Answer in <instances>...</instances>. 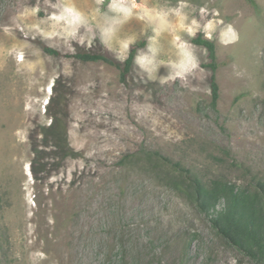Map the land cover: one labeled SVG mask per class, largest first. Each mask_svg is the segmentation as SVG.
Here are the masks:
<instances>
[{
	"label": "rangeland",
	"instance_id": "374dc122",
	"mask_svg": "<svg viewBox=\"0 0 264 264\" xmlns=\"http://www.w3.org/2000/svg\"><path fill=\"white\" fill-rule=\"evenodd\" d=\"M254 1L0 0V264H256L146 155L205 182H264ZM200 31L220 64L216 110L206 50L188 41ZM144 39L125 80L76 57L122 64ZM56 115L74 156L47 135Z\"/></svg>",
	"mask_w": 264,
	"mask_h": 264
},
{
	"label": "trees",
	"instance_id": "16d2710c",
	"mask_svg": "<svg viewBox=\"0 0 264 264\" xmlns=\"http://www.w3.org/2000/svg\"><path fill=\"white\" fill-rule=\"evenodd\" d=\"M256 5L254 0H247ZM188 41L203 47L206 50L205 62L200 66L211 72L210 92L211 106L217 109L220 98V89L217 82V71L220 66L216 54V45L213 39H208L200 31L188 38ZM144 39L129 46L128 56L121 64L107 55H97L79 52L76 57L83 61H103L121 69L122 79L125 80L131 71L140 49L146 47ZM44 51L53 56L60 53L52 48L44 47ZM64 117L53 116L52 123L46 129L48 136L63 150L65 156H74L75 152L67 143V124ZM148 158L156 157L169 168L164 177L175 189L181 192L200 212L209 216L217 233L228 242L243 250L256 264L264 262V182L258 181L252 185L253 189L240 187L225 180L215 179L205 182L196 176L190 169L180 164H169L167 158L158 152H147ZM169 175V176H168ZM221 210H217L219 205Z\"/></svg>",
	"mask_w": 264,
	"mask_h": 264
}]
</instances>
